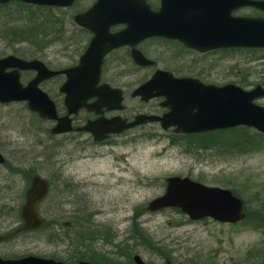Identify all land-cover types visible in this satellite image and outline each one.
I'll use <instances>...</instances> for the list:
<instances>
[{
  "label": "rangeland",
  "instance_id": "1",
  "mask_svg": "<svg viewBox=\"0 0 264 264\" xmlns=\"http://www.w3.org/2000/svg\"><path fill=\"white\" fill-rule=\"evenodd\" d=\"M92 1L79 0L72 9L62 11L64 28L58 40L28 37L35 32L25 27L29 12L21 17L17 6L1 11L0 56L38 58L48 45L44 41H60L51 49L56 51L52 63L58 67L75 63L87 37L73 16ZM43 19L52 21L49 15L38 20ZM244 56L237 53L213 62L215 56L206 60V71L194 72L209 84L264 87V56L249 60ZM158 62L169 67L168 55L160 51ZM126 65L131 74L119 76ZM126 65L114 61L106 79L125 89L127 112L140 111L142 103L129 95L151 71ZM259 104L264 106V99ZM50 128L25 104L0 105V153L6 159L0 166V235L20 225L33 175L51 185L39 207L44 226L0 242V256L34 255L74 262V250L83 246L84 239L93 238L84 243L100 253L101 264H135V255L146 264H166V260L171 264H252L255 257L248 259V253L264 246V140L262 150L254 153L243 154L229 146L204 150L196 143L199 140L186 139L196 141L191 147L185 141L173 145L176 139L170 133L149 125L112 137L98 147L88 136H52ZM175 176L235 190L246 205L245 221L237 225L191 222L170 210L149 212L150 202L164 193L165 180Z\"/></svg>",
  "mask_w": 264,
  "mask_h": 264
},
{
  "label": "water",
  "instance_id": "2",
  "mask_svg": "<svg viewBox=\"0 0 264 264\" xmlns=\"http://www.w3.org/2000/svg\"><path fill=\"white\" fill-rule=\"evenodd\" d=\"M20 1L39 6L70 7L75 0H0V4ZM224 0L216 6L217 0H163L158 14L159 24L155 30L166 36L172 30L171 9L192 7L193 18H199L196 33L190 31L184 39L188 47L207 51L219 47L264 48V21L260 19H231L228 14L236 7L252 6L264 10V1L232 0L234 7ZM141 0H97L87 12L75 17V22L93 33L90 46L81 57L79 64L68 70L50 72L40 61L27 62L9 56L0 59V103L27 102L28 108L43 119L57 120L52 134H64L72 131L69 117L58 118L56 108L49 97L40 90L39 85L46 79L65 74L66 82L62 87L65 94V107L69 115H74L82 108L99 114L102 109L120 110L123 108L122 91L108 85L98 86L101 65L104 57L111 51L122 47H135L145 35L137 21V9ZM136 8V9H135ZM127 28L111 34L110 28L123 24ZM140 25V26H139ZM152 28V24L149 25ZM149 29L151 33L152 29ZM154 29V28H153ZM199 29V30H198ZM133 59L140 66L151 64L137 50H133ZM13 69L12 71H7ZM21 71H36L37 76L26 86L20 81ZM143 101L153 98H165L162 106L169 112L162 117L137 116L135 121L127 123L121 118L111 120L98 119L89 122L82 130L90 132L95 141L106 140L109 135L120 134L148 122H160L164 130L175 127L176 133H199L244 126L264 134V108L254 101L264 97V90L257 87L247 92L236 86L217 87L205 85L197 79L174 78L172 74L157 71L153 77L133 93ZM95 103L87 104L88 100ZM5 163L0 153V165ZM49 183L41 177H33L22 205L23 225L11 234L0 237V241L11 238L22 231L38 229L43 220L37 205L49 193ZM175 208L187 215L190 220L198 221L211 218L223 224H237L244 215V203L227 189L208 187L191 181L189 178L173 177L167 179L164 195L154 199L147 210L157 212ZM135 264H145L140 256L133 258ZM0 264H69L55 259L28 256L19 259H4ZM72 264H92L79 261ZM166 264H171L169 261Z\"/></svg>",
  "mask_w": 264,
  "mask_h": 264
},
{
  "label": "flooded vegetation",
  "instance_id": "3",
  "mask_svg": "<svg viewBox=\"0 0 264 264\" xmlns=\"http://www.w3.org/2000/svg\"><path fill=\"white\" fill-rule=\"evenodd\" d=\"M97 0L92 1V5L96 2ZM211 1V0H210ZM218 2L216 3V6H221L224 2V0H217ZM253 2L257 1H264V0H250ZM142 5L140 4V9H137V23L141 24L140 26L142 28L141 33L145 35V38L141 40V42L135 47H122L119 48L113 52H111L104 60L103 66H102V71H101V81L99 82V87L103 86L104 84H108L111 86H114L111 81L106 79L107 74L110 73V70L112 66H110L114 61H118L123 63L124 65L128 63H132L134 68L136 70H150L151 73L146 77L149 79L157 70H162L164 72L172 74L175 78H194L199 80L200 82L208 85H216V86H225V85H230V84H235V83H224V84H209L205 82L203 79L199 77L195 70H198L199 73L206 71V60L212 61L211 59H214L215 56H217V59L213 62H217L220 60H224V58H232L235 56V54L242 53L245 55L248 60L252 58L253 56H264V50L260 49H251V48H239V47H219V48H214L211 50L207 51H200L195 48H190L188 47L184 39L188 41H192V37H186L189 35L190 31L193 32V29L197 28V25H199V18H193L190 10L193 9L192 7H177V9H174V7L171 9V17L165 20H170V25L172 30L168 32L169 36H163L160 35L158 30H155L156 25L159 24V12L162 8V3L163 0H141ZM229 3L234 7L235 2L232 0L229 1ZM91 5V6H92ZM43 9H49V11H56L60 14H57L56 17V25L55 28L60 29L58 26L62 25L63 21V16H62V10L61 8L58 7H45ZM88 9V8H87ZM87 9L82 10L77 12V14L84 13ZM136 9V8H135ZM55 13V12H54ZM74 15V16H75ZM228 18L231 19H260L264 21V10H261L259 8H255L252 6H242V7H236L231 12L228 14ZM59 24V25H58ZM152 24V28L149 26ZM126 24H119L112 26L109 30L111 34L120 32L121 30H124L126 28ZM152 29L151 33H149V29ZM154 28V29H153ZM78 29L85 33L87 37V41L85 42L84 48L78 52V58L86 51L89 43L91 42L90 40L93 38V34L84 29L78 27ZM196 30L194 33H196ZM199 30V29H198ZM190 36V35H189ZM21 42V41H18ZM25 43V41H23ZM47 42L48 45L42 50V56L38 58H29L28 59H38L42 61L45 66L53 72L57 71H62L71 67H74L78 63V58L75 63L70 64L66 67H58V64L52 63V60L56 58L54 56L56 51H51L52 48L56 47L57 45L60 44V41H44ZM133 50H137L147 61H149L151 64L146 65L145 67L143 66H138L135 64V61H133ZM160 51L166 53L169 57V67H163L160 65L158 60L160 59ZM14 55V54H12ZM117 55H122L120 57H117ZM16 56V55H15ZM4 55H1L0 58H3ZM116 57V58H115ZM239 63V62H238ZM236 63L233 65L231 68H234V66H238L239 64ZM121 66H118L119 68ZM129 67L126 65V67L121 71L122 73L119 74L121 75H130L132 69H128ZM23 81L29 83L35 76V72H25L23 73ZM146 79V80H147ZM145 80V81H146ZM143 81L142 83H144ZM66 82V76L64 74L56 75L53 76L49 79L44 80L40 88L43 92L48 94L50 99L55 103L56 105V110H57V115L59 118H63L68 115L67 110L64 106V94L62 92V87L64 83ZM140 83V84H142ZM139 84V85H140ZM138 85V86H139ZM238 85V84H235ZM243 87L248 88L245 84ZM253 85V83H251ZM121 88L120 86H114ZM124 96L127 95L126 91L124 88H122ZM132 97V95H131ZM139 100L142 103V106L144 107L140 111L136 112H127V108L125 107L124 110L120 112H108L106 110H103L102 114L96 115V114H91L88 113L86 110H80L76 115L71 117L72 119V125L75 129L73 134L81 135V136H88L91 140H93V137L85 133L83 131H76L77 129L85 127L88 122L97 120L100 117L108 118L111 119L115 116H120L121 118L127 120V121H132L134 120L135 117L139 115H152V116H162L164 115L168 110L164 108L161 104L163 99L161 98H156L152 99L148 102H143L139 98H133ZM95 99L89 101V103H95ZM127 112V113H126ZM44 123H48L51 125L50 132L53 128L56 127L58 124L57 120H44ZM149 125H156L160 128V124L154 123V124H145L142 126H139L135 128L134 130L149 126ZM132 130V131H134ZM132 131H127L132 132ZM172 136H175L174 129H170L168 131ZM124 133V134H125ZM63 136V135H59ZM180 136V135H178ZM105 142L97 144L98 146H102ZM202 149L206 150V145L203 144Z\"/></svg>",
  "mask_w": 264,
  "mask_h": 264
},
{
  "label": "trees",
  "instance_id": "4",
  "mask_svg": "<svg viewBox=\"0 0 264 264\" xmlns=\"http://www.w3.org/2000/svg\"><path fill=\"white\" fill-rule=\"evenodd\" d=\"M15 5L21 7V9L17 10V12L19 13L21 17L27 16L24 13L29 11L30 15L26 17L28 20V24H25V27L35 30V32L33 34H29L28 37L30 36V38L32 40L34 39L35 41L37 39L45 40L47 38L49 40L59 39L58 35L62 33V29L64 28V26L60 30L56 31L55 30L56 21L49 22V23L39 21L38 19L41 16L40 12L43 9L39 7H33L30 5H24V4H15ZM44 25L46 26V30H43ZM51 25H53L54 27V30L52 31L53 34H49L47 32V31H50ZM263 140H264V135H260L258 133L252 134L249 132L248 129L238 128L233 131H225V132L223 131V132H217V133L208 135V141H207L208 147L207 148H210L212 146H226V145L230 147L236 146L239 148V151L241 153L248 154V153H254V152L261 151L263 148L262 147ZM232 191L235 195L239 196V194L235 192V190H232ZM91 240H93V238L84 239L83 242L81 243L84 247L80 246L79 249L74 250V252L72 253L74 262L88 259L89 261L93 262V264H101L98 261V257L100 253L96 252L95 250L91 248H87L84 243L86 241H91ZM101 256L103 257V255ZM253 256L255 258L254 260H251L252 264H264V246L255 248L254 251H251L248 253V259ZM115 264H119V263L116 261Z\"/></svg>",
  "mask_w": 264,
  "mask_h": 264
}]
</instances>
